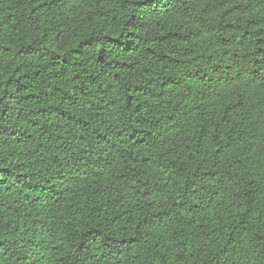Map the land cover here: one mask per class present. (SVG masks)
<instances>
[{"label": "trees", "instance_id": "16d2710c", "mask_svg": "<svg viewBox=\"0 0 264 264\" xmlns=\"http://www.w3.org/2000/svg\"><path fill=\"white\" fill-rule=\"evenodd\" d=\"M0 264H264V0H0Z\"/></svg>", "mask_w": 264, "mask_h": 264}]
</instances>
